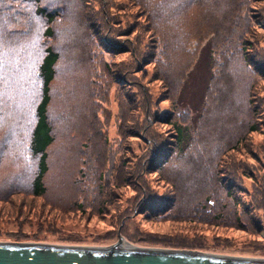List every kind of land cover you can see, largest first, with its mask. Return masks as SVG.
Wrapping results in <instances>:
<instances>
[{"label": "rangeland", "instance_id": "374dc122", "mask_svg": "<svg viewBox=\"0 0 264 264\" xmlns=\"http://www.w3.org/2000/svg\"><path fill=\"white\" fill-rule=\"evenodd\" d=\"M43 2L58 13L49 39L31 3L0 0V243L104 248L120 234L264 260V0ZM48 43L53 141L36 196Z\"/></svg>", "mask_w": 264, "mask_h": 264}, {"label": "water", "instance_id": "95a60500", "mask_svg": "<svg viewBox=\"0 0 264 264\" xmlns=\"http://www.w3.org/2000/svg\"><path fill=\"white\" fill-rule=\"evenodd\" d=\"M0 264H264V260L216 257L193 250H108L8 242L0 243Z\"/></svg>", "mask_w": 264, "mask_h": 264}, {"label": "trees", "instance_id": "16d2710c", "mask_svg": "<svg viewBox=\"0 0 264 264\" xmlns=\"http://www.w3.org/2000/svg\"><path fill=\"white\" fill-rule=\"evenodd\" d=\"M12 2H29L32 4L31 8L28 5H24L27 9L31 11L32 14L42 18L44 20V30L43 34L48 39L52 37V23L58 17V13L56 10H50L48 8L49 4L43 1L50 2L51 0H10ZM5 7L0 6V17L2 13L6 10L3 9ZM253 19H259L261 14L252 13ZM2 18V17H1ZM18 22H13L16 24ZM2 22L0 21V26ZM22 31L24 29L22 28ZM244 45L242 46L244 58L247 62H255L253 56L254 54L249 55V51H253L255 49V39L254 36L252 38H245L243 41ZM58 53L55 51L52 46L48 43L44 47V54L39 64V75L41 78V93L38 103L36 104L35 112L36 119L34 125L31 130L29 148L30 151L38 156L37 160V168L34 173L33 179L31 181L32 193L33 195L39 196L45 191L43 177L47 171V148L53 141L52 136V128L48 121L47 115V105L50 100L49 90L50 83L54 78V68L55 64L58 60ZM258 69V74L264 77V66H256ZM252 96L250 97L251 103ZM254 103V100H253ZM256 107V104H254ZM175 133L178 140L182 136H184V127L181 125L175 126Z\"/></svg>", "mask_w": 264, "mask_h": 264}, {"label": "bare ground", "instance_id": "6f19581e", "mask_svg": "<svg viewBox=\"0 0 264 264\" xmlns=\"http://www.w3.org/2000/svg\"><path fill=\"white\" fill-rule=\"evenodd\" d=\"M104 248L108 249V250L115 249V248H118V249H121V250H133L136 247L126 243L125 241H120V242L117 243V245L114 244V245H111L109 247H104ZM216 257H224V256H216ZM224 258H231V257H224Z\"/></svg>", "mask_w": 264, "mask_h": 264}]
</instances>
